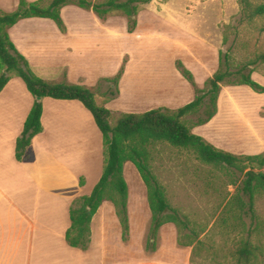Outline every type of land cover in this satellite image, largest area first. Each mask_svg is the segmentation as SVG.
I'll return each instance as SVG.
<instances>
[{"label":"crops","instance_id":"1","mask_svg":"<svg viewBox=\"0 0 264 264\" xmlns=\"http://www.w3.org/2000/svg\"><path fill=\"white\" fill-rule=\"evenodd\" d=\"M18 5L19 0H0L4 11H14ZM142 13L136 30L129 32L128 24L119 28L112 19L103 20L93 10L70 4L62 9L65 32L50 18L28 17L15 24L10 35L34 72L48 80L67 79L93 88L124 64L120 94L105 104L112 110L141 113L182 107L194 100L195 89L176 61L181 59L203 85L217 71L220 53L212 62L210 46L181 45L172 34L167 37L144 25ZM186 35L195 38L187 30ZM117 38L129 42L119 49L116 73L103 75L100 60L114 52ZM20 79L13 77L0 92V264H132V242L123 240L111 201H104L94 215L87 249L72 246L67 239L73 202L92 192L105 165L103 135L81 101L43 98V131L32 140L30 158H16L17 140L35 103ZM263 110L264 93L224 100L221 92L217 114L194 132L235 154L262 153ZM129 172H135L140 189L147 188L136 166L127 162L125 176L131 190Z\"/></svg>","mask_w":264,"mask_h":264},{"label":"trees","instance_id":"2","mask_svg":"<svg viewBox=\"0 0 264 264\" xmlns=\"http://www.w3.org/2000/svg\"><path fill=\"white\" fill-rule=\"evenodd\" d=\"M19 0L14 11L0 8V92L9 81L17 76L23 79L28 90L35 97V103L24 123L21 136L16 143V158L28 160L31 156L33 138L43 131V98L79 100L92 113L104 140L106 150L103 174L89 195L73 202L71 207V227L67 239L72 246L87 249L91 237V223L94 215L104 201H111L123 228V239L129 234V183L125 176V165L132 162L139 171L147 189L148 201L152 211V238L166 223H175L182 230L189 231L194 241L199 240V233L192 220L174 207L165 186L160 182L152 167V148L159 143H168L176 148L194 154L204 163L218 169L233 170L243 175L236 192L225 207V221L233 230L239 223L247 236L240 240L235 248L237 264H256L264 255L262 246L255 244L253 237L259 231V216L256 211V199L264 194V152L253 155H239L221 148L194 132V127L208 123L218 112V101L224 86L246 85L257 93H264V85L253 74L259 63H264V52L239 66L231 65V48L220 50L219 67L212 77L200 86L193 74L182 62L178 69L193 85L195 98L190 103L173 109L158 107L141 113L121 112L112 123L114 111L105 104L97 102L93 88L81 83H70L67 79L48 80L34 72L30 62L23 55L10 35V29L21 19L45 17L56 22L59 28L67 30L62 16L63 7L75 4L81 8L93 10L103 20L114 12H123L128 20L129 32H134L138 25L140 4L152 0ZM242 21L254 22L264 18V1L240 0ZM125 71L123 64L113 77L100 81L109 83L104 94L110 101L120 94V81ZM191 117L197 119L191 121ZM191 121V124L189 123ZM251 218V227L243 222ZM231 224L229 221H232ZM192 240V241H193Z\"/></svg>","mask_w":264,"mask_h":264},{"label":"rangeland","instance_id":"3","mask_svg":"<svg viewBox=\"0 0 264 264\" xmlns=\"http://www.w3.org/2000/svg\"><path fill=\"white\" fill-rule=\"evenodd\" d=\"M140 8L144 25L166 33L167 37L172 34L179 38V44L196 49H200L201 44L210 46L212 62H215L216 54L220 53V50L227 51L230 48L233 67L264 52V18L254 22L242 21L240 0H152L147 4H140ZM109 19L119 28L128 24L123 12L112 13L106 20ZM186 30L195 38L188 37ZM115 42L114 52L109 56L105 54L106 57L100 60L103 75L118 72V69L116 72L113 70L118 67L119 49L124 48L129 41L126 38H117ZM163 42V45L167 46L165 41ZM150 54L153 55L154 52L151 51ZM180 62L183 61H176L177 67ZM253 77L264 84V63L256 66ZM204 85L205 83L200 86ZM93 89L99 104L110 102L104 95L109 89L108 82L99 81ZM252 94L259 93L244 86L225 87L222 91L224 100L233 95ZM113 111L112 123H115L120 111ZM261 112L260 116L263 117L264 110ZM191 118V121L197 119ZM236 140L233 136L232 141ZM105 152L104 149V157ZM151 163L166 188L171 204L192 220L199 233V240H203V243L198 245L189 231L182 230L175 223H166L158 230L156 237L152 238V211L148 201V189H140L139 183L135 182V172H129L128 176L132 180L128 202L130 229L127 239L123 240L125 243L132 242V264L139 261L152 264H237L233 254L240 240L247 236V232L240 225L241 222L233 230L225 221L224 212L243 175L233 170L218 169L204 163L194 154L168 143H159L152 148ZM256 211L260 226L253 241L264 249V194L257 196ZM244 220L246 226L251 227V218L245 217ZM229 222L232 224L233 220ZM256 264H264V255Z\"/></svg>","mask_w":264,"mask_h":264}]
</instances>
